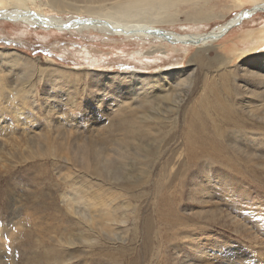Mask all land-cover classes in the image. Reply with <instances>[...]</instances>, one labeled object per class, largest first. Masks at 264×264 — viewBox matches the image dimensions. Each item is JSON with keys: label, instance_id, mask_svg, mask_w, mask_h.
<instances>
[{"label": "rangeland", "instance_id": "rangeland-1", "mask_svg": "<svg viewBox=\"0 0 264 264\" xmlns=\"http://www.w3.org/2000/svg\"><path fill=\"white\" fill-rule=\"evenodd\" d=\"M239 1L182 5L153 25L201 37L228 27L205 53L0 19L1 58L30 59L1 84L0 264H264V9L235 23L264 0ZM160 73L141 90L125 80Z\"/></svg>", "mask_w": 264, "mask_h": 264}, {"label": "bare ground", "instance_id": "bare-ground-1", "mask_svg": "<svg viewBox=\"0 0 264 264\" xmlns=\"http://www.w3.org/2000/svg\"><path fill=\"white\" fill-rule=\"evenodd\" d=\"M209 1H211V0H0V19H2V18H5L7 20L10 19L12 21H19V22H22V23H25V24H30V25H34V26H38V27H45V28H50V29H55V30L56 29L64 30V29L68 28L70 30L72 29V30L78 31V32H84V31H91L92 30V31L100 32L102 34H104V33L113 34L114 31L115 32H119V34L120 33L136 34L137 37H139V36L141 37L142 36V37L147 38V39L156 38L157 40H159L161 42H167V43H172V42L173 43H180V42H182V43H187L188 45L195 46L196 48H201L202 52L205 53V52H207V50L210 47L212 48V46H214L215 42L218 41L221 38V36L225 34V32L228 31V29H229L228 27H225V28L222 27L223 29L221 31L217 30V31H215V32H213V33H211L209 35H205L204 37H201V35H188L187 36V35L174 34V33L168 32L166 30H153V27H154L153 25H156V24H159V23H171V22H173L174 21L173 17L175 16V13L177 12V10L182 5L200 6L201 3L205 4V3H208ZM233 1H237L239 4H241V1H239V0H233ZM32 9H35V10H32ZM262 9H264V3H256L255 6L251 10H249V11L247 10L248 11L247 14H245L243 16H240L238 18L236 17L237 20L235 19L236 20L235 23L241 22V20H243L244 18L248 17V14L250 15V14L258 12V11H260ZM49 11H51V12H49ZM52 12L55 13L56 15H58V14H73L74 15L76 13L77 14L79 13V14H83V15L87 16V18L86 19H82L81 18V19H76L75 21H72L71 18H69L70 20H67V19H64L63 17L61 18L59 16H47L48 13H52ZM137 12H146V17L143 18V19H140L138 21L130 22L128 24H123V23H121L119 21H113L111 19V16L113 14H122L123 15V14L137 13ZM7 16H9V17H7ZM208 17H209V12L198 11L193 16V20L196 21V22H199V21L203 22ZM3 20H1V21H3ZM163 32H164V34H162ZM156 33H157V35H156ZM157 50H158V48H157ZM157 50H155V51H157ZM155 51H152V52H155ZM147 53L150 54V52H147ZM244 53H246V52H244ZM229 57H227V58H229ZM21 60H23L24 63H23V66H19L18 67V73L20 75H23V74L27 73L29 71V69H30V67H29L30 64L28 63V62H30V59L28 57H26V56H24V55H22L20 53H17V52L4 54L2 56V58H1V55H0V94L2 93V90L4 92V89H5V88L2 89L3 87L1 85L4 77L7 75V74L4 75L5 69L8 67L7 68L8 71L13 70L15 65L16 64L18 65L19 61H21ZM189 65H191V63ZM225 69L227 71V68H225ZM191 70H193V69H191ZM49 71H51V70H49ZM51 72H53V71H51ZM55 73H57V72H55ZM159 75H161V76H159ZM159 75H158L159 78H154V79H151V78H148V77H144L141 74H134L132 77H128V75H126L125 77H128V78L127 79L125 77L124 78L128 82V87L133 88V89H138L139 88L141 90V89L145 88L146 86H152L155 83L159 84L161 81H163V75H165V74L164 73H160ZM167 75H171V73L170 74L168 73ZM28 77H30V76H28ZM57 77H59V76H57ZM5 81H6V79H5ZM61 81H62V78H61ZM188 82H190V79H189ZM181 83H183V82H181ZM118 84H120V83H118ZM27 85H26V87L28 89L29 85L28 86ZM178 87H182V84H181V86L179 85ZM209 87H210V85H209ZM7 88H6V90H7ZM151 88H153V87H151ZM172 88L174 89V87H172ZM191 88H192V85H191ZM205 88H206V86H205ZM30 89H31V87H30ZM30 89H28L29 90L28 94L31 93ZM165 89H167V88H165ZM176 89L178 90V88H176ZM181 89H183V88H181ZM9 90H11V89H9ZM7 92H9V91H7ZM171 92L172 91H170V93ZM179 92H180V90H179ZM22 93H24V92H22ZM203 93H202V95H203ZM20 97H22V96H20ZM30 97H31V95H30ZM182 97H183V95H182ZM23 98H25V97L23 96ZM144 99H146L145 96H144ZM0 101H1V99H0ZM176 101H178V100H176ZM68 102H69V100H68ZM124 102H122V103H124ZM162 103H164V101H162ZM126 104H129V103H126ZM139 104L140 103H138V105ZM175 104L176 103L172 104L173 105L172 108H175V110H176L177 109V107H176L177 105H175ZM123 105H122V107H123ZM130 105H129V107H130ZM147 105H149V103ZM168 106L170 107V105H168ZM156 107H157V104H156ZM142 109H140V110H142ZM153 109H154V107H153ZM158 111L159 110H157L156 112H158ZM140 112H142V111H140ZM153 112H155V111L153 110ZM153 112L152 111H151V113L149 112L150 114L148 116L144 115L143 118H145V120H147V119L148 120H152V118H154V113ZM177 115H178V113H177ZM168 116H170V115H168ZM164 118H166V117H164ZM168 121H170V120H168ZM157 123H159V122H157ZM161 123H162V121H161ZM138 124H140V122ZM141 124H144V123H141ZM151 124L153 125V123H151ZM144 125H146V124H144ZM144 125H142V126H144ZM148 126H149V124H148ZM149 127H151V126H149ZM142 128H145V127H142ZM132 130H133V127H132ZM129 138H130V136H129ZM190 139L192 140V138H190Z\"/></svg>", "mask_w": 264, "mask_h": 264}]
</instances>
